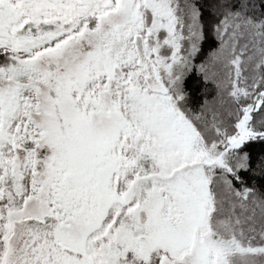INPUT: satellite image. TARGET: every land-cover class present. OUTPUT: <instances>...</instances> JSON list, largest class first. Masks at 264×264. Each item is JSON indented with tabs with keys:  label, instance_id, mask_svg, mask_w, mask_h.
<instances>
[{
	"label": "snow or ice",
	"instance_id": "1",
	"mask_svg": "<svg viewBox=\"0 0 264 264\" xmlns=\"http://www.w3.org/2000/svg\"><path fill=\"white\" fill-rule=\"evenodd\" d=\"M0 264H264V0H0Z\"/></svg>",
	"mask_w": 264,
	"mask_h": 264
}]
</instances>
